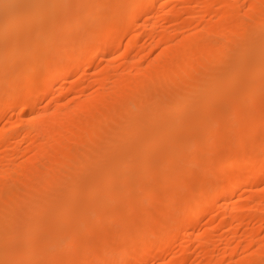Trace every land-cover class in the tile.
Segmentation results:
<instances>
[{
    "label": "bare ground",
    "instance_id": "obj_1",
    "mask_svg": "<svg viewBox=\"0 0 264 264\" xmlns=\"http://www.w3.org/2000/svg\"><path fill=\"white\" fill-rule=\"evenodd\" d=\"M155 1L156 0H0V120L1 118L3 119L5 117V110L6 112L8 111V109H6V105L9 104L14 109L19 110V112H17L20 115V119H16V121H20H18L20 124L18 125L22 126L23 129L24 127L29 126V128L27 127L29 130H26L25 137L26 139L30 140V144L28 147L25 146V150L24 148L23 150H20L19 148V152L16 153L17 155L15 153L14 154L15 156H19L16 157L18 159L20 158V154H23V157H27L25 155L27 154L26 152L28 150H30L31 153L33 152L27 158H24L22 162L17 161V163L14 164H10L11 162L9 163V160L12 161V159H9L11 157L9 154V158L4 160L0 159V264H73L71 263L72 260H70L69 258L71 257L72 259L73 255L70 256V254H73L74 251L78 255H76V260L73 261L74 264H123L117 261L118 259L116 260V258L118 257L122 260L123 254V261L129 258H139V262L141 263L148 261V259L151 256L155 255L156 252H158L159 255L166 253L168 249L172 248L174 244L177 243L175 241L179 233L182 231L178 219L179 217L175 216L173 212L174 206L176 204H174V202L177 195L176 193L174 194V192H172L173 190L171 191L170 189L174 185L171 187L168 186V189H170L171 191L170 193L168 192L169 190L167 189V187H165L166 190H158V192L162 191V194H159L157 192V188L160 187L156 188L154 180L150 181L152 177H155V175L153 176L152 173L158 174L156 175V177L159 176L162 178L157 179V177L156 181L161 180L163 184L166 181H170L171 183H173V181L170 180L172 178L170 176L171 174H175V171L173 172L170 169V166H173L174 169L177 170L181 167L177 164H181L180 160L185 158L184 160L186 162H183V160L181 161L184 163L181 165L186 164L185 167L182 166V169L184 168V171L182 169H180L182 172L178 170L184 176L182 177L179 172L177 173L179 174V177L182 178L181 180L184 179L183 183H186L187 185V182L188 184L189 182H192L191 184H194V187L198 182L197 179L200 180L201 178L200 175L196 177L194 174L195 170L196 174H199L197 173L199 171L196 168L198 165H195L194 163L198 161L196 157H198L199 155L190 152L191 154H194H192V156L196 155V157L194 158L196 161L192 159L193 157L191 156V154L190 156L187 155L192 149L191 146L193 145L191 144L192 141L190 140H193V142H195L201 139L203 141V138H200L201 133L202 137V135H206L207 133L208 136L209 132L214 131L215 129L213 130L212 127L215 128L217 126L216 124L213 125V122L219 123L223 119V116H221L222 119L220 118V120H218L219 112L222 113L223 110H227V113L224 111L227 115L223 112L226 116H230L232 114L237 116V113L242 116L237 117V120L239 118L240 122L239 120L238 122L240 123V125L242 124L243 127L241 125V129L239 126L235 128L237 130L240 129L238 131L242 133L244 132L243 130L245 128L249 129L250 122H247V120L249 118V114L251 117H253V115L251 114L252 110V112H254V110L257 109V111H260H258L259 114H262L259 115L255 110L256 112H254V114L256 113L255 115L259 116L258 118L253 117L252 119L256 118L258 119L257 122H260V124H264V35H262L264 33V29H262L264 28V0H250L249 5H247L249 9L246 13L244 12L246 14L244 16H242L243 14L241 15L239 12V2L241 1L236 0L239 1L236 2L235 0H221L223 4L222 9L224 10H220V13L219 11H217V15L214 14L216 12L213 13L215 16H218V20L216 19L217 21L215 19L211 20V17L209 18L210 20L204 18L203 16L205 14V11H203L204 14L202 16H199V19L197 17V23L195 24L194 29H191V20H193L191 18L194 16L191 15L192 17L190 18L186 16V18L188 17L189 20L183 17L181 19L182 23H185V20L183 21V19H186V23L188 25L187 26L185 24L187 26L186 30L191 29V31L193 30V33L189 32L187 35L186 33H183V37H181L179 35V32L181 31L178 30L181 29L182 26L178 29L176 25V27H173L174 30H171L172 32H169L170 29L166 28L167 30L165 31L167 32L163 33L164 30L163 32L161 31L162 34H160L157 39L155 38V43L154 41L152 44L150 42V45H148L144 49V45L138 43V41H140L138 38L139 35L132 31V29L134 30L135 28V26L133 28V24L138 21L140 17H142L141 19H144L145 16L148 17L151 16V14L153 15L154 13V15H158L159 12L157 10H159V8L157 6L160 7V5H157ZM209 1V3H207V1L206 4H204L206 6L204 7L208 10L209 7L210 10L213 8L215 2H220V0ZM163 3L164 2H162V5ZM13 5L15 6L14 8H8ZM188 5L189 4H187V6ZM49 7H53V9H56V11H52L54 12V14H51V17H48L49 14L47 11L50 10ZM46 8L49 9L46 11ZM199 9L201 10V8ZM213 9L216 11V9L218 8L215 7ZM161 10H163L162 6L160 7V11ZM184 10H186L188 14H192V11L194 9L191 10V8H188ZM43 11L46 12V15L48 14L46 17ZM156 11L158 13H156ZM171 13H169V15L165 13V15L167 16H165L164 14H159V16L166 20H171L169 21L170 23L179 20V12L178 14H172V16ZM154 18L157 20L158 16H154ZM46 19H49L50 21L44 23ZM27 20L32 21V29L28 27L30 32L32 31V34L29 33V30H27L28 28H25L31 23V21H29L30 23L27 24ZM24 21H26L27 23ZM157 21L154 20L152 23L148 22L150 25L144 22V20L143 23H146L152 29L156 30V28L160 27H157V24L159 23ZM188 21L191 22L190 26ZM23 22L27 26L22 25L21 23ZM169 22H167V24ZM138 23L136 22L137 25ZM176 24L180 26L179 23ZM19 25L22 33L25 34L24 36L20 32V29L18 27ZM61 25H64L62 27H64V29L66 30L65 31L63 29L64 32H61L63 35L60 34V31H62L60 30L62 29ZM21 26H24V28L22 27V29ZM165 26H169L170 28L171 25H164V29ZM188 27H190V29H188ZM120 28L122 29V31H120ZM24 29H26L25 31L28 33H24ZM116 29H120L119 34H121V32L124 34V31L125 33H129V35H127L131 38H128L129 40H127V47L131 51L132 48H137L138 53L141 46H143L139 52H146V54L149 56L150 52H154L153 48L155 46H159L160 50L157 49L159 50V52L156 51V53L158 54L155 55V59L152 58V61L151 59H148L152 63H146L148 66L147 68L145 66L146 69L143 68V71H136L135 69L140 67L142 62L144 61L143 59L146 58L144 57L145 54H143V56L141 57L137 56V58L129 57L134 60L136 59L135 61L133 60L132 62H130H134V65L131 64L133 65L131 70L128 69L129 71L125 72L127 70L125 66L126 70H122L125 72L122 73L124 75H122L120 72V74L113 72L109 75L107 73V70H105L106 74H108V76L106 77L103 76L106 75L105 72H103V67L102 71L99 72L101 73V79L97 75L99 77L97 80L100 79L99 82L101 84H98V87L103 86V91H96L98 89L96 87L97 89L95 88L96 90L94 89V92H91L92 90L88 92L85 89L88 85H82L83 82L75 85L74 82V85H71L69 87H60L62 91L60 88H57L60 89L59 92L61 91L59 93L60 97L63 95V93L64 95H67L66 93H69V91H76L74 92L75 94H80V99L77 98L78 95H75L78 99L75 103H71L73 102L72 100L74 99V95L73 98L71 96V102H69V100H67L68 102L66 101L67 103L74 105H68L66 104V102H62L59 97L56 99V105L52 103L53 105L52 110H50L51 112L46 111V109L48 108L47 106H49L47 102L45 111L48 112V114H34L36 113L34 111H39L40 103L43 98H52V96L54 97V94L56 93H54V91L56 90V88L53 85L55 84V82L57 84V81L59 79H66L67 76L74 70L83 68V66L89 63L91 64L96 56L95 54L106 55L110 51V46L115 43V41L116 43H118L117 40L121 39L123 36L120 37ZM259 29H261V31L263 32L258 31ZM17 30L19 32L16 34ZM142 30L141 34L143 32ZM138 31L139 30L137 29L136 32ZM149 31L151 32V30ZM258 32H260V36L258 35ZM26 34L28 35L27 37L29 39H26ZM152 34L154 35L155 33ZM178 35L181 37H178L181 40L177 39ZM1 39H3L2 41L4 42H2ZM95 39H97V41H95L96 43L94 42ZM119 44L121 45V43ZM139 44L141 45L140 47ZM118 45L117 47H119ZM112 48H114V46ZM117 49H120V47ZM142 49H144L145 51H141ZM110 53L111 51L109 52V54ZM123 54L124 53L122 52V54L120 53L119 55L122 56ZM128 54L130 53H127V55ZM134 54H136V52ZM127 55L125 54L123 55V57H126ZM125 57L123 59L126 63ZM177 57H179L180 59L178 60ZM247 57L250 59L249 61H247ZM21 59H23L24 61L21 62ZM146 60L147 59H145V62ZM32 61L33 63L35 61L33 65H31ZM26 62H30L31 64H29L31 66L25 64ZM85 62L87 63L85 64ZM130 63L128 61V64ZM121 65L122 63L120 64V66ZM109 66L111 67V65ZM114 66L116 67L118 65L116 64ZM108 72L110 71L108 70ZM251 78L252 81L256 80V83L251 82ZM107 79L109 81L115 79V83L112 84V81H110L107 82V84ZM94 80L93 83L98 82ZM155 80H159V83L169 80L170 86H168V83V85L166 86L167 88L162 86L163 88H158L159 90L154 92L155 88L150 89V87L152 85L154 86L157 83V81ZM63 82L65 83V81ZM109 83H111L112 85L110 86ZM254 83L257 85H255ZM147 84L152 85L148 87ZM165 84H167V82ZM155 86L157 87L158 85ZM85 91L90 94H88L87 97L85 96V98H83L82 96L86 93ZM95 92L96 94H94ZM5 93H7L6 96H4ZM154 94L158 96H151ZM124 95L126 96L124 97ZM159 96H164V98L169 97L167 98L169 101H167V105L163 104L166 103L165 101L167 99L164 101H160L163 103L156 105L155 101L157 102ZM63 97L64 96H62V98ZM144 97L148 98H146L147 101L149 99L151 100V97H154L155 99H152L154 102H151V100L149 103L144 104L141 100ZM161 97L160 99H158V101L161 100ZM4 98L5 100H3ZM250 100H252V103L250 104L252 107L246 105V102H250ZM63 101H65V99ZM145 101L146 100H144V102ZM199 106L201 108L197 109ZM258 106H260L261 109ZM67 107L68 109H71L66 110ZM201 109H203V111ZM207 109L209 110V114ZM196 110L199 111L197 112ZM262 110L263 112H261ZM32 111L34 113H32ZM204 111L205 114L209 117L204 115ZM30 112L32 113L31 115ZM229 112L231 114H228ZM234 112L237 113L235 114ZM82 113H85L86 116L83 117ZM98 113H100V118ZM171 113H173V115H171ZM234 115H232V117ZM236 116H234L235 119ZM206 118H208V121ZM227 118L230 119V117ZM6 120L9 119L7 118ZM224 122L226 123V125L230 126V122ZM234 123L235 125H239L235 121ZM244 124L248 125V127H244L246 126ZM70 125H72L71 129L68 128ZM205 125H207V128L209 127L208 130ZM220 126L221 125L218 124V128L216 129H219ZM223 126L224 125H222V127ZM231 126L233 127L234 124H231ZM258 126L259 123L254 126V128H257V131L255 130L256 132L252 130L253 126H251V131L249 130L248 132L245 129V132L243 133L246 135H244V141L243 143L241 142V144L244 145V148L249 147V149H247L248 152L244 154V149L240 151V149L242 148L241 147L240 149H237V151H235L236 155L234 158L236 160H234V162L233 157V159L227 158L229 159L230 163H232L233 168H231V165L229 166L226 159L224 160V162L221 159L222 164L225 163L229 166V168H231L228 169L229 171L225 174V177L229 179L230 184L234 185V187L231 188L227 193L229 200L233 199L237 188L241 185L239 182L241 173L239 174L238 172H236L238 166H242L244 170L243 172L246 173V183H250L256 177L264 178V154L261 155L262 157L260 158L257 157V152L260 151L261 153L262 148L264 147V143L260 142V144L258 141H260L261 136L259 138L256 136L257 134L259 135L261 133L257 132L264 129V127L262 129H259ZM222 127L220 128L221 130H223V135L221 136H225V133L226 136L224 138L220 137V140H225L226 138L229 141L230 136L227 135V132L230 134L229 131L234 128L231 127V129H229L230 127L228 128L224 126L225 128H228L225 129L227 130V132L224 133L225 130L222 129ZM12 130H10V132ZM205 130L208 132H205ZM221 130L217 131L220 133H215L214 135H212L213 138L211 137V133L213 132L209 133L210 137L206 139L212 138L216 141L217 138L219 142L220 140L218 136H220ZM235 131L233 130V132H231L232 136L230 140H234L236 138V136H234ZM183 133H190L191 136L188 134V138L184 137ZM5 134L7 135V133ZM5 134L4 136L6 137ZM178 134H182L184 138L183 140H185L186 138L187 140H185V142L182 140V142V136L180 135V141L178 140V142H180L181 144L178 142H172V146H170L169 143L171 141L168 142V140H170L172 136H178ZM192 136L195 139H189ZM198 136L200 139H198ZM178 137L176 139H178ZM254 138H258V145L263 144V147L257 146L255 143V145L253 144V146L255 147L252 148L253 146H251L250 143H254L253 141H256V139L254 140ZM201 140L200 142H202ZM223 142L224 141H220L219 144L221 145V143ZM226 142L227 141H225L224 144H226ZM211 143L208 142L207 146L211 147ZM229 143L230 142H228V144ZM173 144L177 146L180 144V149H176L179 151L176 152L175 148L177 146H174ZM206 144L207 142L205 143V145ZM217 144L218 143H216L215 145V143H213V147L215 148ZM248 144H250V146ZM189 145L190 147L187 148ZM220 145H218V147ZM164 146H167V149L162 148ZM17 147H15V149ZM259 147L261 149L257 150L259 149ZM159 148H161L160 152L162 149L163 151L165 150V152L168 149L169 150L166 154H164L165 152L162 151L163 156H160L159 154L158 156L157 153L159 152L157 151L159 150ZM184 148L185 150H187V154H185ZM10 149L14 148L10 145ZM181 150H183V152H181ZM179 157L182 158H180V160L178 161L177 158L179 159ZM158 160L162 161H160L161 165L159 164ZM177 161L178 163H175ZM221 161L219 163H221ZM192 162L195 165V167L191 168L193 169V171L189 168L190 166L192 167ZM163 164L164 168L169 166L167 170L172 173H169L167 171L166 174V169L162 168ZM174 165H177V169ZM173 167L171 168L173 169ZM256 168L258 169L257 175L253 174ZM189 169L191 173L188 172ZM201 171L202 170H200V172ZM185 173H188L189 177H191L192 179L195 178L196 180H187L185 178V176H187ZM148 174H150L151 176L150 179H148ZM192 174H194V176H190ZM143 175L144 177L147 175V179L149 181L146 182L145 179L147 176L145 177V179H143ZM175 176L177 177L178 175ZM176 177H174V179ZM207 180L209 181L208 178ZM204 182L203 184L208 185L212 182V180L211 182L209 181V183ZM171 183L168 184L170 185ZM201 184L202 183L199 184L198 182V185H196L197 187L195 186L191 201L190 203L188 202L190 205V212L186 215L188 216L189 223L191 225H193L201 212L205 210V208H202L203 210L201 209L204 195H206L211 189H213L215 190V199L216 190H220L222 188L219 182H212V185L205 186L208 187L206 188L207 190L205 189L204 185L201 186ZM57 186H59L60 188ZM158 186L160 185L158 184ZM140 187L144 189V195L146 197L155 199L156 208H150L149 206H146L148 204H144L146 209H139L143 203H140L141 200H139L140 198L138 197L137 199L140 201V206L139 204H135L137 202V199L134 203L133 199H135L136 197H133L136 195V190L138 188L140 189ZM184 187L186 186L184 185ZM201 187L202 189H204V191L201 189ZM161 188H164V186ZM163 190L166 191V194L168 192V195H165ZM182 191L186 192L184 190ZM176 192H179L178 189H176ZM77 193L79 195H82L77 196ZM162 195L168 196V198L165 199L162 197ZM181 195H184V193ZM181 195L179 197H181ZM142 196L143 195L141 194V197ZM163 200H167L168 203L167 205H165L166 208L164 206L165 209L162 211L163 208L161 209L160 206L162 203L164 205ZM247 200L245 199L246 202ZM234 201L236 202L238 200H233L231 204H228L229 211L233 212L235 211V209L240 207H238L239 204L237 205L238 202L235 203ZM109 204L112 208L109 209L111 210V213L110 215H108L110 217L113 216L115 220L123 219L122 222L124 224V228L121 229V231H123L122 233L120 230H115L117 231L116 233L111 232L112 234H114L112 235L113 237H111L110 233L108 232L111 228L115 229V227H107V229H109L107 230V232L106 230H101L102 228L99 229L100 225L98 227L96 226L98 225L96 223H99L102 218L103 222L104 219H110V217L104 218L106 217L107 213L106 215L104 214V217H102L105 211L101 213L103 211L104 205L109 206ZM186 206H188V204ZM250 207L251 206L247 207V210H250ZM99 208L100 211H98ZM147 208H150L151 210ZM178 210L179 209H177V211ZM180 211L183 212L182 210ZM97 212H99L100 214ZM247 212L248 211H246V213ZM47 213H49V215ZM95 213L98 216H95L98 220L94 222L96 225L93 223V220H95L94 217H91V215L93 216V214L95 215ZM182 214L181 216H183ZM258 214L259 213H257V216ZM42 215H45L46 217L48 215V217H41ZM87 215L90 216L89 219ZM100 215L102 218L100 217ZM85 219L87 222L85 221ZM90 219L93 220L91 221ZM239 219L236 218L235 221L239 222ZM243 219L244 221L246 220L245 218ZM112 220L113 219H111V221ZM261 220H264V216ZM89 221L94 225L91 226ZM112 222H110L108 225H110ZM240 223L242 224L241 221ZM240 223L237 224L239 225ZM101 225H103V223ZM113 225L115 224L113 223ZM48 226L51 227V229ZM15 228H17L16 231ZM48 228L50 232L47 231ZM118 228H120V224L117 229ZM12 229H14V231H12ZM43 229H45L47 232L43 231ZM253 230L255 229H252L253 234H258V231L255 230L256 232L254 233ZM252 232H248V235H250L251 237L250 239V237L248 236L249 238L247 239H250L248 244L246 245L248 247V250L250 249V246H252V244H254L255 242L258 243V240L256 239L263 238L257 237L255 238L256 241L253 240L252 237L254 236ZM42 233H44L45 236ZM103 233H105L104 236ZM90 234L91 236L89 237ZM108 234L110 235V237H108ZM116 234L118 236H116ZM39 235L43 236L39 237ZM94 236L96 241L93 240ZM103 237L104 244L101 246L102 241L100 243L98 242V240L102 239ZM208 237L209 235L206 236L207 239L211 238ZM11 240L12 242H16L14 243V246L19 243H21V245L23 246L18 248V250L14 249L16 248V246H13L14 248L10 247L11 245L7 246V242H11ZM238 241L239 240L237 239L236 242ZM97 242L100 243V245L97 244ZM164 245H166L167 247H164ZM19 246L20 245H17V247ZM12 248L14 250H12ZM40 248L43 250H41ZM235 248L237 247L235 246ZM238 248L236 249V252L238 251ZM224 250H226V248ZM243 250L240 252H243ZM251 250L253 249H250V252H245L247 253L246 255L244 254L246 257L239 258L240 263L232 262L231 264H264V258H258V256H264V241L261 240V242H259V247L257 248V250H254L252 252ZM42 251L45 253L43 254ZM207 251H209V249L206 250L205 253ZM118 252L121 254L122 252L124 253L122 254V256L118 255V257H116V254H118ZM222 253L225 254L226 252ZM238 253H236V255ZM183 255L184 254H181L180 256ZM212 255H209L211 256L209 257V259L212 258ZM74 256L73 259H75ZM180 256H178V260L180 259ZM183 257H181V261H183ZM220 257L216 260L217 262H222V260L225 259L224 257H222L223 259ZM215 258L217 257L215 256ZM206 260H208V258ZM172 261H170L171 264L173 263ZM216 261L213 260L211 263H208L216 264ZM221 264H223V262Z\"/></svg>",
    "mask_w": 264,
    "mask_h": 264
},
{
    "label": "rangeland",
    "instance_id": "obj_2",
    "mask_svg": "<svg viewBox=\"0 0 264 264\" xmlns=\"http://www.w3.org/2000/svg\"><path fill=\"white\" fill-rule=\"evenodd\" d=\"M190 1V2H189ZM204 3H203V2ZM208 1V2H207ZM173 0V1H168V0H156L155 2L157 3V5H160V7L162 6L163 7V10H161L160 11V7L159 6H157L158 8H159V10H157L156 11V13H158V15L156 14V15H154L155 17H157L158 16V18H157V20L154 18V16L151 14V16H148V17H146V19H145V17H144V19H141L142 17H140L139 19H138V21H139V23H138V21H136L137 23H138V25L136 24V22L133 24V28H134V26H135V28H134V30L132 29V31L133 32H135V33H137L138 35H139V40L140 41H138V43H140V44H143L144 45V47L143 46H141L140 44H139V47L141 46V48L143 47L144 49H145V47H147L148 45H150L149 43L151 42V44L153 43V41H154V43H155V40L160 36V34H162V32H163V30H164V32L163 33H165V32H167V31H165V30H167L166 28H168V29H170V31L169 32H172L171 30L173 29V27H176V25H177V27H178V29L181 27V29H177L178 31H181V32H179L178 34L181 36V37H183V33H186V35L189 33V32H192L193 33V30L191 31V29H194V26H195V24L197 23L196 22V20H197V17H198V19H199V16H202L203 14H204V12L203 11H205V14H204V18H206L207 20L210 18L211 20L212 19H217L218 18V16H215V15H217V11H219V13H220V10L221 11H223L224 9H222V2H221V0H220V2L219 1H217V2H215L214 3V6L216 7V8H218V9H216V11L213 9V8H215L213 5V10L211 9L210 10V7H209V10L208 9H206L205 7V5L204 4H206V2L207 3H209L210 1L209 0ZM236 1V0H235ZM239 1H241V2H239ZM239 1H236V2H239V4H240V10H239V12H240V14L242 15V16H244V15H246L245 13L248 11V9H249V7L247 6V5H249V1L250 0H239ZM162 2H164L163 3V5H162ZM166 2V3H165ZM192 2V3H191ZM164 4H165V6H164ZM187 4H189L188 6H187ZM217 4V5H216ZM220 4V5H219ZM245 4V5H244ZM167 5V6H166ZM194 5V6H193ZM202 5V6H201ZM185 6V7H184ZM198 6H201V7H198ZM205 6V7H204ZM208 6V5H207ZM244 8H243V7ZM15 6L13 5V6H10V7H8L9 9H12V8H14ZM182 7H184V8H182ZM50 8V7H49ZM48 8V9H49ZM157 8V9H158ZM165 8V9H164ZM180 8V9H179ZM188 8H191V10L192 9H194L193 11H192V14L190 13V14H188V12L186 11V10H184V9H188ZM199 8H201V10L199 9ZM47 8H46V11L48 10ZM171 9V10H170ZM173 9H175V10H173ZM181 9H182V11H181ZM198 9V10H197ZM245 9V10H244ZM45 10V9H44ZM56 11V9H53V7H51L50 8V10H48L47 12H48V17L50 16L51 17V14H54V12H52V11ZM167 10H168V12L169 13H171V16H172V14H178V12H179V20H177V21H173V22H169V21H171V20H166V19H164V18H162V17H160L159 16V14H164L165 15V13L166 14H168L169 15V13L167 12ZM178 10V11H177ZM186 11V12H185ZM241 11H242V13H241ZM44 12V11H43ZM52 12V13H51ZM174 12V13H173ZM181 12V13H180ZM186 13V15H185V13ZM214 12H216V13H214ZM245 12V13H244ZM46 12H44V15H45V17L47 16L46 14H45ZM197 13V14H196ZM210 15H209V14ZM215 15H214V14ZM221 13H223V12H221ZM201 14V15H200ZM207 14V15H206ZM212 14V15H211ZM181 15V16H180ZM194 16V17H192V16ZM198 15V16H197ZM209 15V16H208ZM223 15H225V14H223ZM165 16H167V15H165ZM186 16H188L189 18L190 17H192L191 19H193V20H191L192 21V23L190 22V21H188V23H189V26H190V23H191V29H190V27H188V29H190V30H186L187 29V21H186V19H188V17L186 18ZM206 16V17H205ZM214 16V17H213ZM160 17V18H159ZM183 17H185L186 19H183V21L185 20V23H182V21H181V19L183 18ZM148 18V19H147ZM167 18V17H166ZM164 19V20H163ZM169 19V18H168ZM209 19V20H210ZM142 20V21H141ZM143 20H144V22H146V23H148V22H150V23H152L154 20L155 21H157V22H159L158 24H157V27L158 26H160V27H158V28H156V30L155 29H152L150 26H148V25H150L149 23H148V25L146 24V26H145V24L143 23ZM146 20V21H145ZM149 20V21H148ZM162 20V21H161ZM189 20V19H188ZM194 20H195V22H194ZM218 20V19H217ZM216 20V21H217ZM29 21H31V20H29ZM28 20H27V22L26 21H24V22H26L27 24H29L30 22H29ZM49 22L50 20L49 19H46L45 21H44V23L45 22ZM161 21V22H160ZM165 21V22H164ZM180 21V22H179ZM24 22L23 23H21L22 25H26V24H24ZM167 22H169L168 24H167ZM164 23H166V24H164ZM174 23V24H173ZM176 23H179L180 24V26L178 25V24H176ZM182 23V24H181ZM20 24V25H21ZM46 24H48V23H46ZM138 26H136V25ZM160 24V25H159ZM187 26H186V25ZM192 24H194V25H192ZM20 25L18 26L19 27V29H20ZM32 25V21H31V23H30V25L29 26H27V27H25L26 29L29 27L30 29H32L31 27H33V26H31ZM45 25V24H44ZM163 25V26H162ZM164 25H171L170 26V28H169V26H165V29H164ZM62 26H64V25H61V27ZM140 26H141V30L145 33V32H147V33H143L142 32V34H141V30H140ZM24 28V26H21V28ZM147 27H148V29H147ZM172 27V28H171ZM184 27V28H183ZM186 27V28H185ZM193 27V28H192ZM22 28V29H23ZM29 28L27 29V30H29ZM146 28V29H145ZM18 29V30H19ZM26 29H24L23 30V32L25 33L26 31ZM63 29H64V27H62V29H60V30H62V31H60V34H62L61 32H64L63 31ZM121 29V28H120ZM120 29H116L117 30V33L119 34L120 33V31H122V29L120 30ZM137 29L139 30L138 32H136L137 31ZM160 29H162V30H160ZM176 29V28H175ZM262 29H264V28H262ZM17 30V32H16V34L19 32ZM65 30V29H64ZM120 30V31H119ZM149 30H151V32L149 31ZM174 30V29H173ZM185 30H186V32H185ZM66 31V30H65ZM119 31V32H118ZM124 31V30H123ZM153 31V32H152ZM162 31V32H161ZM258 31H260V32H263V31H261V29H259ZM20 32L22 33V31H21V29H20ZM32 32V31H31ZM30 32V30H29V33H31ZM67 32H68V29H67ZM66 32V33H67ZM140 32V33H139ZM158 32V33H157ZM159 32H161V33H159ZM260 32H258L259 34V36H260ZM26 33H28V32H26ZM65 33V34H66ZM152 33H155L154 35L152 34ZM23 34V33H22ZM21 34V35H22ZM32 34V33H31ZM64 34V35H65ZM122 34V35H121ZM121 34H119V36L120 37H122L121 39H119V40H117L118 41V43H116V41H115V43H113L110 47L112 48L113 46H114V48H110V51H111V53L109 54V52L106 54V55H100V54H95L96 56H95V58H94V60L91 62V64L89 63V64H87V65H85L87 62H85V66H83V68H80V69H77V70H74L71 74H69L68 76H67V78H68V80H67V78L66 79H64V80H56L58 83V85L56 84V82H55V84L53 85L55 88H56V90L54 91V97L52 96V98H48V97H46V98H43L42 100H43V102H42V100H41V103H40V108H39V111L37 112V111H34V112H36V113H34L33 111H32V113H34V114H38V113H40V114H43V115H46V113L48 114V112H51L50 110H52V105L54 104V105H56L57 103H56V99L57 98H59L60 97V92L62 91V89L60 88V87H62L63 88V86H66V87H69V86H71V85H74V82H75V85H77L78 83H80V82H83V84L82 85H84V86H86V85H88L85 89L89 92V91H91V92H94L97 88V90L96 91H103L104 89H102L103 88V86H99L98 87V84H100V79H101V73H99V72H101L102 71V68L104 67V71L103 72H105V70H107V73L110 75V73H118V74H122L126 69V71L125 72H127V71H129V70H131L132 69V66L134 65L133 63H130V62H132L134 59H131V58H129V57H132V58H134V57H136L137 58V56L138 57H141V56H143V54H145V56L144 57H146V58H144L143 60V62H142V64H141V66L140 67H138V68H136L135 70L137 71V70H139V71H143L144 69H146L147 68V64L149 63V62H151L152 61V58L153 59H155L154 57H156L155 55L156 54H158V53H156V51L157 52H159V50H160V47L159 46H155L154 48H153V53H151L150 52V54H149V56L150 55H152V56H148L147 54H146V52H144V53H142V52H139L140 51V49H139V51H138V53H137V48H132V51L130 50V49H128V47H127V40H129L128 38H131V37H128V35H129V33H125V31H124V34L121 32ZM128 34V35H127ZM134 34V33H133ZM132 34V35H133ZM136 34V35H137ZM141 34V35H140ZM153 36H152V35ZM262 34V33H261ZM19 35V34H18ZM20 35V36H21ZM25 34H23V36H24ZM30 35V34H29ZM63 35V34H62ZM131 35V34H130ZM145 35V36H144ZM158 35V36H157ZM177 36V39L178 40H181L180 38V36ZM262 35H264V33L262 34ZM28 35L26 34V37H27ZM127 36V37H126ZM155 36V37H154ZM185 36V35H184ZM140 37H141V39H140ZM153 39H152V38ZM178 37H180V38H178ZM23 38V37H22ZM156 38V39H155ZM24 39H25V37H24ZM26 39H29L28 37L26 38ZM3 39H1V41H2ZM5 40V39H4ZM95 41H97V39H95L94 40V42ZM176 41V40H175ZM2 42H4V41H2ZM129 42V41H128ZM96 43V42H95ZM119 43H121V45L119 44ZM119 44V45H118ZM147 44V45H146ZM117 45L120 47V49H117V48H119V47H117ZM126 46V47H125ZM117 47V48H116ZM123 48V49H122ZM127 50H126V49ZM116 49V50H115ZM124 49H125V51H124ZM144 49H142L141 51H143ZM157 49H159V50H157ZM118 50V51H117ZM120 50V51H119ZM121 50H122V52L124 53L123 55H127V53H130V54H128L125 58H126V63H125V60L123 59L124 57H123V55L122 56H120L119 54L121 53L122 54V52H121ZM130 50V51H129ZM136 50V51H135ZM127 51V52H126ZM145 51V50H144ZM136 52V54H134ZM118 53V54H117ZM142 55H141V54ZM137 54H140V55H137ZM134 55V56H133ZM136 55V56H135ZM115 57V58H114ZM121 57H123V58H121ZM251 57V56H250ZM119 58H121V59H119ZM129 58V59H128ZM178 58V60L180 59L179 57H177ZM19 59V58H18ZM115 59H116V61H115ZM118 59V60H117ZM128 59V60H127ZM145 59H147L146 60V62H145ZM148 59H151V61L150 60H148ZM246 59H248L247 61H249L250 59L247 57ZM88 60V59H87ZM86 60V61H87ZM120 60H122V61H120ZM136 60V59H135ZM134 60V61H135ZM21 62H23L24 60L23 59H21L20 60ZM128 61H129V63L130 64H128ZM113 62V63H112ZM119 62V63H118ZM30 62H26L25 64H27V65H29V66H31V65H33L34 63H35V61H34V63H33V61L29 64ZM122 63V65L120 66V64ZM125 63V64H124ZM147 63V64H146ZM152 63V62H151ZM111 65V67L109 66V65ZM118 65V66H114V65ZM124 64V65H123ZM131 64H133V65H131ZM150 65V64H149ZM152 65V64H151ZM113 66V67H112ZM124 66V67H123ZM125 66H126V69H125ZM145 66H146V68H145ZM109 67V68H108ZM128 67V68H127ZM108 68V69H107ZM115 68L116 69V71H115V69H114V71H113V69ZM121 68V69H120ZM144 68V69H143ZM156 68V67H155ZM154 68V69H155ZM129 69V70H128ZM108 70L110 71V72H108ZM120 70V71H119ZM122 70H124V71H122ZM112 71V72H111ZM217 71V70H216ZM120 72V73H119ZM124 72V73H125ZM211 72H214V71H211ZM96 73H98V74H96ZM102 74H104V73H102ZM105 74H106V72H105ZM108 74H106V75H103V76H108ZM100 77V79L99 80H97L99 77ZM122 75H124V74H122ZM96 76H97V78H96ZM118 76H120V75H118ZM96 78V79H95ZM104 78V77H103ZM95 79V80H94ZM156 79V78H155ZM254 79H256V78H254ZM93 80L94 81H98V82H94L93 83ZM115 80V79H114ZM114 80H110V81H112L111 83L112 84H114L115 83V81ZM190 80H191V78H190ZM248 80V79H247ZM251 80V82H255V81H252V78L250 79ZM60 81V82H59ZM62 81V82H61ZM63 81H65V83L63 82ZM93 83H91V82ZM108 79H107V81H106V83L107 82H110ZM155 81H157V80H155ZM169 80H166V81H163L161 84L159 83V80L157 81V83L155 84V85H158L157 87L154 85H152V84H154V83H152V84H147L148 85V87H150L151 85L153 86V88H152V86L150 87V89H154V92L155 91H158L160 88H163L162 86H164V87H166L167 85H168V83H169V85L168 86H170V81L168 82ZM67 82V83H66ZM167 82V84H165V83ZM71 83H73V84H71ZM111 83H109V85L111 86L112 84ZM239 83V82H238ZM238 83H236V84H238ZM256 83V82H255ZM254 83V84H255ZM70 84V85H69ZM108 84V83H107ZM242 84V83H241ZM101 85V84H100ZM108 85V86H109ZM160 85V86H159ZM255 85H257V84H255ZM255 85H253V86H255ZM238 86V85H237ZM239 86H240V84H239ZM97 87V88H96ZM57 88H60L61 89V91L59 92V90L60 89H57ZM96 88V89H95ZM100 88H101V90H100ZM159 88V89H158ZM167 88V87H166ZM257 88V87H256ZM89 89V90H88ZM95 89V90H94ZM157 89V90H156ZM87 91H85L84 93L85 94H83V98H85V96L87 97V95L88 94H90V93H87ZM151 91V90H150ZM153 91V90H152ZM73 92V91H72ZM71 91H69V93L67 92L66 94L68 95H64V93H63V95L62 96H64L63 98H62V96L60 97V100L62 101V102H66L67 100H69V102H71L70 101V99L72 100V98H73V95H74V99L72 100L73 102H71V103H75L78 99L77 98H81V96H80V94H75L74 92H76V91H74L73 93H72ZM264 92V91H263ZM72 93V94H71ZM62 94V93H61ZM91 94H93V93H91ZM94 94H96V92L94 93ZM7 95V93H5V95L4 96H6ZM75 95H78L77 96V98H76V96ZM127 95V94H126ZM126 95H124V97L126 96ZM3 96V97H4ZM71 96H72V98H71ZM151 96H154V97H156V96H158V95H151ZM8 97V96H7ZM66 97V98H65ZM148 97V96H147ZM146 97V98H147ZM149 97H150V95H149ZM154 97H151V100L154 98ZM160 97L161 96H159V98L158 99H160ZM6 98V97H5ZM5 98L3 99V100H5ZM69 98V99H68ZM79 98V99H80ZM145 97L144 98H142L141 100H142V102L144 103V104H147V103H149L151 100L149 99L148 101H147V99H146ZM163 98V99H162ZM167 98H169V97H166V98H164V96H162L161 97V100H159L158 101V99H157V102L155 101V103H156V105L157 104H160V103H163V102H160V101H164V100H166ZM47 99V100H46ZM51 99V100H50ZM65 99V101H63ZM146 100L145 102H144V100ZM155 99V98H154ZM48 100H50V101H48ZM52 101V102H51ZM53 101H55V102H53ZM168 101V99L165 101L166 103H163L164 105L166 104L167 105V103L169 102H167ZM47 102H48V105L49 106H47L48 108L46 109V104H47ZM68 102V101H67ZM66 102V104H68V105H74V104H70V103H67ZM151 102H154L153 100L151 101ZM53 103V104H52ZM247 103H249V104H247ZM252 103V100H250V102H246V105H248L249 107H252L250 104ZM51 104V105H50ZM261 104V103H260ZM253 105V104H252ZM43 106V107H42ZM159 106V105H158ZM11 107V108H10ZM53 107H55V106H53ZM68 107H71V106H68ZM68 107L66 108V110H70V109H68ZM160 107V106H159ZM259 108H260V106H258ZM13 107L12 106H10L9 104L8 105H6V109H8V111L6 112V110H5V117H6V119L8 118L9 120H6L5 119V117L2 119L1 118V120H0V159H2V160H4V159H7V158H9L10 156L12 157H10L9 159H12V161L11 160H9V163L10 164H14V163H17V161L18 162H22V160H24V158H27L30 154H32L31 152H30V150H28L26 153V155L25 156H27V157H23V154L21 155L20 153H18V154H20V158H16V157H19V156H15V154L17 153V152H19L18 150H19V148H20V150H23V148H24V150H25V148L26 147H28L29 146V142H30V140H28V139H26V137H25V133H26V130H29L28 128H29V126H27V127H24V129L22 128V126H19L20 124H19V122L18 121H16V119H20V115H19V110H17V109H12ZM199 108H201L200 106L197 108V109H199ZM42 111H41V110ZM45 109H46V111H48V112H46L45 111ZM261 109V108H260ZM202 111H203V109H201ZM208 110V109H207ZM223 110V109H222ZM232 110V109H231ZM251 110V109H250ZM256 111H257V109H255ZM254 110V112H256ZM263 110H264V108H263ZM263 110L261 111V112H263ZM14 111H16V112H14ZM18 111V112H17ZM197 111V110H196ZM199 111V110H198ZM197 111V112H198ZM206 111V110H205ZM205 111H204V115H206L205 114ZM220 111V110H219ZM226 112L227 113V110H223V112ZM229 111V110H228ZM233 111H235V110H233ZM253 111V110H252ZM251 111V114L253 115V117H256V118H258V116L259 115H262L261 113L259 114V112L257 111L256 113H258L259 115H255L254 114V112H252ZM201 112V111H200ZM199 112V113H200ZM216 112V111H215ZM222 112V111H221ZM218 113V111H217V113L219 114V118H218V120H220V118H221V116H223V119L219 122V123H214L213 122V125H215L216 124V126L217 127H215V128H213L212 127V129L214 130V131H211V132H213V133H211V132H209V133H211V137L213 138V136L212 135H214L215 133H220V132H217L218 130H221L220 128L222 127V125H224V126H226V127H228L229 125H226V123L224 122V121H226V122H228L229 120V122H230V126H231V124H234V126L232 127V128H234V129H232V130H230L229 132H230V134L227 132V130H225V129H228V128H225L224 126L222 127V129H224L225 131H224V133L225 132H227V135H229L230 137H229V141H228V139H226L225 138V140H220V137L222 138H224L225 136H226V133H225V136H221V135H223V130H221V134H220V136H218L219 137V140L220 141H227L226 142V144H224V142L223 143H221V145L219 144V142H218V139L216 138V137H214V138H216V141H215V139H212V138H209V139H206V138H208V137H210V134L208 133V136H207V133H206V135H202V137H201V134H200V138H203V141L199 138V136H198V139H200L202 142H200V140H197V141H195V142H193V140H190V141H192L191 142V144H193L192 146H191V150L189 151V149H188V151H189V153L187 152V150H185V148H184V152H185V154H187V155H189L190 156V152H193L194 154L196 153V155H199L198 157L200 158H198V157H196V155L195 156H192V154H191V156L193 157L192 159L194 160V161H196L194 158L196 157L197 158V160L198 161H196V162H194L195 163V165L197 164L198 166L196 167L197 169H198V171L199 172H197V173H199V174H196V170L194 171L195 173V176L197 177V176H199L200 175V180H198L197 179V181L199 182V184L200 183H202L201 184V186L202 185H204V187L205 186H208V185H212L211 183L212 182H219L220 184H221V186H222V188L220 189V190H216V198L214 199V194H215V190H213V189H211L206 195H204V197H203V204L201 205V209L202 208H205V210L204 211H202L201 212V214L198 216V218L196 219V221L193 223V225H191L190 223H189V218H188V216L186 215V214H188L189 212H190V205H189V203H190V201H191V198H192V196H193V190H195V186L196 185H198V182L196 183V185L193 187V185L194 184H191L190 182H189V184H188V182H187V185H186V183H183L184 182V179L183 180H181L182 178L181 177H179V174L180 175H182L181 174V170L180 169H182V166L183 167H185V165H181V164H184L183 162H186L184 159H182L183 160V162H181L182 160H180V158H182V157H179V159L177 158V160L179 161L180 160V163L181 164H177L178 166H181L180 168H178L177 169V165H174L175 166V168L177 169V170H175L174 169V167L173 166H170V169L174 172L175 171V174H171V176L170 177H172L170 180L171 181H173V183H174V181H175V183L173 184V183H171L170 181L169 182H164V184H163V182H161V180H158V181H156V178L157 179H162L161 177H159V176H157L156 177V175H158V174H155V173H152V175L154 176L155 175V177L153 178H151V176H150V174H148V176H149V178H148V176L146 177V179H145V177H144V175L142 176V178L143 179H145L146 180V182L147 181H149L148 179H150V181L151 180H154V183H155V186H156V188L157 187H160V188H157V192H158V190H162V189H165L166 190V188L165 187H167V189H168V186H173L172 188H170L171 189V191L172 192H174V194L176 193V198H178L181 194H183L184 193V195H181V197H179L178 199H176L175 198V202H174V204H175V206H174V215L175 216H177V217H179L178 219H179V223H180V225H181V232L179 233V235H178V237H177V239H176V241L175 242H177V243H175L174 244V246L172 247V248H170V249H168L167 251H166V253H163V254H160L159 255V253L158 252H156L155 253V255H153V256H151L149 259H148V261H146V262H139V258H135V259H133V258H129V259H126V260H124L123 261V259H124V252H122V254H123V259L121 260V259H119V257H118V255L119 256H122V254L121 253H119L118 252V254H116V257H118V258H116V260L117 261H119L120 263H123V264H167L168 263V261L170 260V261H172L173 263L172 264H209V263H211L213 260L214 261H216L220 256V258H222V257H224L225 259H223L222 260V262H223V264H231L232 262L233 263H240V259L239 258H241V257H246L245 255L247 254V253H245V252H250V249H253V250H251V252L252 251H254V250H257V248L259 247V242H261V240H263L264 241V224H263V221L264 220H261L262 219V217L264 216V199H261V198H264L263 196H264V178H259V177H256V178H254L253 179V181H251L250 183H246L245 182V177H246V173H244L243 171V168H242V166H238V168L236 169V172H238L240 175H241V177H240V179H239V182H240V186L237 188V190H236V192H235V194H234V197H233V199H231V200H229L228 199V196H227V193H228V191L231 189V188H233L234 187V185H232V184H230V181H229V179L228 178H226L225 177V174L229 171L228 169H231V168H233L232 167V163H230V161H229V159H227V158H234L235 157V151H237V149H240L241 147V149H240V151H242V149H244L243 151H244V154H246L247 152H248V150L247 149H249V147L248 148H244L243 146V144H241V142L243 143V141H244V135H246V134H243L244 132H245V129H246V131H248L249 132V130L251 131V126H253L252 128V130H256L257 131V128H254V126H256V124L257 123H259V126H258V128L259 129H262L263 127H264V124H260V122H257V120L258 119H256V118H254V119H252L253 117H251L250 116V114H249V118H248V120H247V122H250V125H249V129H247V128H245L243 131V133L242 132H239L238 130H240L242 127H243V125H242V127H240L241 125H240V120H239V118H238V120H239V122H238V120H237V117H242V116H240L237 112H234L235 114L237 113V116L236 115H234V114H232V115H234V116H236V119H235V117L233 116L232 117V115H230V116H226L224 113ZM8 113V114H7ZM31 112H30V115L32 114ZM210 113H212V112H210ZM216 113V114H217ZM264 113V112H263ZM33 114V115H34ZM85 113H82V116L84 117V116H86V114L84 115ZM208 114H209V110H208ZM221 114V115H220ZM224 114V115H223ZM228 114H231L230 112L228 113ZM98 115H99V118L101 117L100 116V113H98ZM171 115H173V113H171ZM203 115V114H202ZM203 115V116H204ZM206 116H208V115H206ZM216 116V115H215ZM17 117V118H16ZM174 117V116H173ZM205 117V116H204ZM209 117V116H208ZM218 117V116H217ZM227 117H230V119L229 118H227ZM250 117H251V119H250ZM207 119V121H208V118H206ZM255 119H256V121H255ZM5 120V121H4ZM13 120H15V121H13ZM251 120V121H250ZM216 121V120H215ZM234 121L237 123V124H239V125H235V123H234ZM255 121V122H254ZM228 122V123H229ZM246 122V121H245ZM211 123H212V121H211ZM16 124V125H15ZM19 124V125H18ZM206 124H209V123H206ZM218 124L219 125H221L220 126V128L219 129H216V128H218ZM14 125V126H13ZM244 125H246V124H244ZM248 125H246V126H244V127H248ZM16 126V127H15ZM72 125H70L68 128H72L71 127ZM207 125H205V127H206ZM210 126H211V124H210ZM240 127V129H235L236 127ZM261 126V127H260ZM14 127V128H13ZM18 127V128H17ZM231 127L229 128V129H231ZM8 128V129H7ZM13 130H12V129ZM27 128V129H26ZM207 128V127H206ZM209 128V127H208ZM208 128H207V130H208ZM5 129V130H4ZM20 129H21V131H20ZM2 130H3V132H2ZM10 130H12L11 132H10ZM17 130V131H16ZM211 130V129H210ZM233 130L235 131V133H234V136H236V138L234 139V140H230V138H231V136H232V133L231 132H233ZM6 131V132H5ZM16 131V132H15ZM202 131V130H201ZM255 131V132H256ZM259 131V130H258ZM262 131H263V134H262ZM18 132V133H17ZM21 132V133H20ZM184 132H186V131H184ZM205 132H208V131H206L205 130ZM239 132V133H238ZM253 132V131H252ZM254 132V133H255ZM261 132V133H260ZM5 133H7V135H6V137L4 136V134ZM200 133V132H199ZM204 133V132H203ZM238 133V134H237ZM241 133H242V136H241ZM257 133H260L259 135L257 134ZM256 134V136L259 138L260 136V141H258L259 143L260 142H262V143H264V129H262V130H260L259 132H257ZM9 134H10V136H9ZM184 134V137H187L188 138V134L190 135V133H183ZM185 134H186V136H185ZM205 134V133H204ZM262 134V135H261ZM13 135V136H12ZM15 135H17V136H15ZM22 135V136H21ZM175 135V134H174ZM181 136H182V134H180ZM180 135L178 134V136H172V138L170 139V140H168V142L169 141H171L169 144H170V146H172L171 144H172V142L173 143H177L178 142V140L180 141ZM197 135H199V134H197ZM216 135H218V134H216ZM21 136V137H20ZM191 136V135H190ZM189 136V137H190ZM14 137V138H13ZM15 137H17V138H15ZM25 137V138H24ZM143 137V136H142ZM178 137V139H176ZM197 137V136H196ZM232 137V138H233ZM21 138H23V139H21ZM187 138L185 139V140H187ZM195 139L193 136L191 137V138H189V139ZM205 138V139H204ZM256 139V138H254V140L256 139V141H253L254 143H250L251 144V146H253V144L255 145V143H256V145L257 146H262V145H258V143H257V140H259V139ZM7 140V141H5V140ZM10 139V140H9ZM184 138H183V136L181 137V141L183 140ZM189 139H188V141H189ZM212 139V140H211ZM243 139V140H242ZM263 139V140H262ZM185 140H183L184 142H185ZM213 140H214V142H213ZM253 140V139H252ZM262 140V141H261ZM174 141H176V142H174ZM182 141V142H183ZM205 141V142H204ZM211 141H212V143H211ZM5 142V143H4ZM38 142H40V141H38ZM199 142V143H198ZM207 142V144L205 145V143ZM208 142L209 143H211L212 144V146H211V144H210V146L211 147H209V146H207L208 145ZM228 142H230L229 144H228ZM233 142V143H232ZM14 143V144H13ZM178 143H180V142H178ZM197 143V144H196ZM204 143V144H203ZM213 143H215V145H216V143H218L217 144V146L214 148L213 146ZM3 144V145H2ZM16 144V145H15ZM27 144V145H26ZM166 144V143H165ZM181 144V143H180ZM179 144V145H180ZM183 144H185V143H183ZM224 144V145H223ZM250 144H248L249 146H250ZM261 144V143H260ZM7 145H9V146H7ZM10 145H11V147H13L14 149H10ZM13 145H15V146H13ZM163 145V144H162ZM174 145V144H173ZM179 145L177 146V145H174V146H177L176 148H175V150L177 149V148H179ZM188 145V144H187ZM218 145H220L219 147H218ZM3 146H5V147H3ZM17 146H19V147H17ZM26 146V147H25ZM168 146V145H167ZM167 146H164V147H162V148H166L167 149ZM199 146V147H198ZM264 146V145H263ZM262 146V147H263ZM7 147V148H6ZM15 147H17L16 149H17V151H16V149H15ZM183 147V146H182ZM186 147V146H185ZM190 147V145L187 147V148H189ZM213 147V148H212ZM255 146H253L252 148H254ZM4 150H6V151H4ZM22 148V149H21ZM169 148H171V147H169ZM186 148V149H187ZM197 148V149H196ZM160 149L161 148H159V150L157 151V152H159V153H157V155L159 154L160 156L162 155L163 156V152H165V150L163 151V149L161 150V152H160ZM180 149V148H179ZM183 149V148H182ZM247 151H246V150ZM261 148L259 147V149H257V150H260ZM13 150V151H12ZM14 150H15V152H14ZM169 150V149H168ZM168 150L164 153V154H166L167 152H168ZM163 151V152H162ZM177 151H179V150H176V152ZM2 152V153H1ZM181 152H183V150H181ZM264 147L262 148V151H261V153H260V151L259 152H257V157H262L261 155H263L264 153ZM13 153V154H12ZM15 153V154H14ZM260 155H259V154ZM10 156H9V155ZM12 154V155H11ZM193 154V155H194ZM238 154V153H237ZM240 154V153H239ZM242 154H243V152H242ZM14 155V156H13ZM17 155V154H16ZM158 155V156H159ZM259 155V156H258ZM1 156H2V158H1ZM4 156V157H3ZM6 156V157H5ZM8 156V157H7ZM23 158H22V157ZM166 156V155H165ZM179 156H181V155H179ZM158 158V157H157ZM232 158V159H233ZM237 158H238V155H237ZM17 159V160H16ZM161 159V158H160ZM162 159H163V157H162ZM161 159V160H162ZM203 159H204V163H205V165H204V163H203ZM221 159H222V161L224 162V160L226 159L227 160V162H228V164H229V166L231 165V168H229V166L228 165H226L225 163H223L222 164V161H221ZM161 160H158L159 161V164L161 165V163H160V161ZM234 160H236L235 158L233 159V162H234ZM1 161V160H0ZM178 161L177 162H175V163H178ZM221 161V163H219ZM162 162V161H161ZM193 162H192V164H193ZM197 162H199V163H201V164H199V163H197ZM232 162V161H231ZM192 164H190V165H192ZM160 165H158V166H160ZM189 165V166H190ZM195 165L193 164L192 165V167L190 166L189 168L191 169V168H193V167H195ZM166 166V165H165ZM206 168H205V167ZM162 167V166H161ZM161 167H158V168H161ZM169 167V166H168ZM168 167H166V168H164V164H163V167L162 168H164V169H166V171H165V173L167 174V168ZM171 167H173V169L171 168ZM190 169H189V171L188 172H190ZM195 169V168H194ZM203 169H204V171H203ZM209 171H208V170ZM170 170V171H171ZM178 170H180L181 172H179ZM183 171H184V168L182 169ZM192 171H193V169H191ZM200 170H202L201 172H200ZM206 171V172H205ZM240 171V172H239ZM169 172V171H168ZM177 172H179V174L177 173ZM243 172V173H242ZM169 173H172V172H169ZM191 173V172H190ZM257 173H258V169L256 168L255 169V171H254V173L253 174H256L257 175ZM145 174V173H144ZM147 174V173H146ZM186 174V173H185ZM194 174H192V175H190V176H194ZM62 175V174H61ZM173 175V176H172ZM175 175H178L177 177L175 176ZM187 176H185V178L187 179V180H189V179H191V180H196L195 178H191V177H189L188 176V173L186 174ZM184 175H182V177H183ZM255 176V175H254ZM174 177H176L175 179H174ZM187 177H189V178H187ZM205 177V178H204ZM148 178V179H147ZM199 178V177H198ZM207 178L209 179V181L211 182V180H212V182L210 183V184H203V182L205 181V182H208L209 183V181L207 180ZM172 179H174V180H172ZM211 179V180H210ZM182 182H181V181ZM186 180V181H187ZM191 180H189V181H191ZM202 180V181H201ZM143 181V180H142ZM157 182V184H156V182ZM162 183H160V182ZM201 181V182H200ZM204 182V183H205ZM168 183H171L170 185L167 184ZM183 183V184H182ZM158 184L160 185V186H158ZM166 184V185H165ZM184 185L186 186V187H184ZM60 186V185H59ZM59 186H57V187H59ZM164 186V188H161V187H163ZM183 186V187H182ZM189 186H191V187H189ZM200 186V185H199ZM54 187H55V185H54ZM197 187V186H196ZM60 188V187H59ZM192 188V189H191ZM206 188H208V187H205V189ZM139 189V188H138ZM136 190V195L133 197V198H135V199H133V201H134V203L136 202V199H137V197L138 198H140L139 200H141V202L137 199V202L135 203V204H139V206H140V203H143L141 206H140V208L139 209H141V208H144V210L146 209L145 208V205L146 204H148V205H146V206H149L150 208L152 207V208H156L155 207V204H156V201H155V199H153V198H151L150 199V197H146L144 194H145V191H144V189L143 188H141L140 187V191L139 190ZM170 189H168L167 191L170 193L171 191H170ZM176 189H178V191L180 192H176ZM201 189H202V187H201ZM165 190H163V192L165 193V195H168V192H167V194H166V191ZM182 190H184V191H186L187 192V194H186V192H183ZM192 190V191H191ZM203 191H204V189H202ZM207 190V189H206ZM139 193H138V192ZM141 192V193H140ZM162 191H160V192H158L159 194H162L161 193ZM183 192V193H182ZM163 193V194H164ZM218 193H219V195H218ZM81 194V193H80ZM135 194V193H134ZM141 194L143 195L142 197H141ZM180 194V195H179ZM191 194V195H190ZM82 195V194H81ZM81 195H79L78 193H77V196H81ZM138 195V196H137ZM179 195V196H178ZM248 195V196H247ZM250 195H252V196H250ZM183 196V197H182ZM254 196H256V197H254ZM260 196H261V198H260ZM145 197V198H144ZM162 197L163 198H165V199H167L168 198V196H163L162 195ZM249 197H250V199H249ZM148 198V199H147ZM184 198V199H183ZM253 198V199H252ZM260 198V199H259ZM186 199V200H185ZM245 199L247 200V199H249V200H247V202L245 201ZM233 200H238V201H236V202H238L237 203V205H238V207L239 208H237V209H235V211H229L228 210V204H231L232 203V201ZM263 200V201H262ZM150 201H152V202H150ZM164 201V200H163ZM162 201V202H163ZM210 201V202H209ZM241 201H242V204H241ZM140 202V203H139ZM151 204H150V203ZM180 202V203H179ZM189 202V203H188ZM235 202V201H234ZM235 202V203H236ZM244 202V203H243ZM246 202V203H245ZM167 203H168V201L167 200H165L164 201V205H163V203L161 204V209H162V211L166 208V206L165 205H167ZM260 203H263V204H260ZM145 204V205H144ZM180 204V205H179ZM188 204V206H186ZM154 205V206H153ZM163 205V206H162ZM243 205V206H242ZM124 206V205H123ZM138 206V207H139ZM144 206V207H143ZM164 206H165V208H164ZM249 206H251L249 209L250 210H247L248 208L247 207H249ZM75 208V207H74ZM102 208H103V206H102ZM101 208V209H102ZM110 208H112L111 206H110V204H109V206L108 205H104V208H103V211L101 212V213H103L104 211V213H103V215H102V217H104L105 215H106V213H107V215H106V217H104V218H107V217H110L109 215H110V211L111 210H109ZM150 208H147V209H149V210H151ZM107 209V210H106ZM176 209V210H175ZM177 209H179L178 211H177ZM189 209V210H188ZM258 209V210H257ZM109 210V211H108ZM152 210H154V209H152ZM180 210H182L183 212H181ZM187 210H188V212H187ZM203 210V209H202ZM98 211H100V208H99V210ZM106 211H108V212H106ZM246 211H248L247 213H246ZM252 211V212H251ZM257 211H259V212H257ZM179 212H181V213H179ZM260 212H262V213H260ZM97 213H99V212H97ZM178 213V214H177ZM182 213H184V214H182ZM233 213V214H232ZM257 213H259L258 214V216H257ZM44 214V213H43ZM48 215H49V213H47ZM100 214V213H99ZM105 214V215H104ZM109 214V215H108ZM179 214H180V216H179ZM181 214L183 215V216H181ZM48 215H47V217H48ZM186 215V216H185ZM247 215V216H246ZM249 215V216H248ZM43 216H45V215H42L41 217H43ZM88 216V219L90 218V216L89 215H87ZM98 217L97 216V214L95 213V215L93 214V216L91 215V217H94V219L95 220H93V223L97 220L96 219V217ZM234 216H236V217H234ZM238 216V217H237ZM241 216V217H240ZM244 216V217H243ZM259 216H260V218H259ZM262 216V217H261ZM46 216H45V218H47ZM100 217H101V215H100ZM101 217V218H102ZM251 217V218H250ZM257 217V218H256ZM236 218H240L239 220L242 222V224L240 223V221L239 222H236L235 221V219ZM243 218H245L246 220L244 221V219ZM250 220H249V219ZM259 218V219H258ZM100 219V218H99ZM103 219V218H102ZM101 219V221L98 223H96V224H98V225H96L95 223V225L98 227L99 225V229H101V230H109V229H107V227L108 228H110V227H115V229H113V228H111L110 230H114V232H113V230L112 231H110L109 230V232L108 233H110V235H111V237H113L112 235H114V234H112V233H116L117 231H115V230H120L121 231V229L122 228H124V224H123V219H117V220H115L114 219V217L113 216H111L110 217V219H104V222H103V220ZM111 219H113L112 221H111ZM137 219V218H136ZM248 219V220H247ZM91 220V219H90ZM91 220V221H92ZM135 220V219H134ZM182 220V221H181ZM234 220V221H233ZM85 221H86V219H85ZM98 221V220H97ZM118 221V222H117ZM87 222V221H86ZM85 222V223H86ZM110 222H112L110 225H108ZM89 223H90V225L92 226V225H94V224H92V222H90L89 221ZM103 223V225H101ZM113 223L116 225H113ZM231 223V224H230ZM237 223H240L239 225L237 224ZM104 224H106V225H104ZM118 224V225H117ZM119 224H120V228H118L117 229V227H119ZM48 225V224H47ZM51 225V224H50ZM49 225V226H50ZM122 225V226H121ZM195 225V226H194ZM237 225V226H236ZM48 226V227H49ZM86 226V225H85ZM105 226V227H104ZM110 226V227H109ZM87 227V226H86ZM14 228V227H13ZM46 228H47V226H46ZM50 229H51V227H49ZM49 228H48V230L47 231H49ZM16 229L17 228H15V231H16ZM235 229V230H234ZM237 229H238V231H237ZM249 229V230H248ZM251 229V230H250ZM252 229H255L256 231H258V234L257 233H255L256 231L255 230H253L254 231V233L255 234H253V232H252ZM52 230H53V228H52ZM12 231H14V229H12ZM11 231V232H12ZM43 231H46L45 229H43ZM42 231V232H43ZM46 231V232H47ZM206 231H208V232H206ZM209 231H210V233H209ZM249 231H251L252 232V234H253V236L254 237H252L253 238V240H255V238H261V237H263V238H261V239H256V240H258V243H256L255 241H253V242H255L254 244H252V246H250V249L248 250V247L246 246L247 244H248V242H249V240L251 239V237H250V235H248L249 233ZM50 232V231H49ZM112 232V233H111ZM123 231H121V233H122ZM207 233V235H206V233ZM237 232V233H236ZM45 233V232H44ZM44 233H42L44 236H45V234ZM201 233H203V234H201ZM205 233V234H204ZM236 233V234H235ZM48 234V233H47ZM247 234V235H246ZM42 235V236H43ZM105 235V233H103V236ZM110 235L108 234V237H110ZM209 235V237H211V238H209V239H207L206 238V236H208ZM235 235V236H234ZM259 235V236H258ZM41 235H39V237H42ZM91 236V234L89 235V237ZM93 236V235H92ZM116 236H118L117 234H116ZM250 237V239L249 240H247L249 237ZM38 237V238H39ZM247 237V238H246ZM229 238V239H228ZM97 239V238H96ZM104 237L102 238V239H97L98 240V242H100L101 243V241H102V244H101V246L104 244L103 242H104ZM212 239V240H211ZM235 239V240H234ZM239 240L238 242H236V240ZM89 240H91V239H89ZM93 240H95V236L93 237ZM96 241V240H95ZM95 241H94V243H95ZM205 241V242H204ZM207 241V242H206ZM241 241V242H240ZM11 242H12V240H11ZM10 241H8L7 243H8V245L7 246H10V247H13L14 246V243H16V242H12L11 243ZM91 242V241H90ZM93 242V241H92ZM97 242V244H99L100 245V243H98ZM6 243V244H7ZM17 243H19V242H17ZM93 243V244H94ZM203 243H205V244H203ZM206 243H208V244H206ZM231 243V244H230ZM234 243V244H233ZM237 243V244H236ZM92 244V243H91ZM229 244V245H228ZM236 244V245H235ZM17 245H20L19 247H17ZM17 245H15L16 246V248H14V249H16V250H18V248H20V247H22L23 245H21V243H19V244H17ZM206 245V246H205ZM244 245V246H243ZM257 245V246H256ZM231 246H234V247H231ZM235 246L238 248V247H240V248H238V251L236 252V249L237 248H235ZM96 247V246H95ZM164 247H167L166 245H164ZM203 247H205V248H203ZM206 247H207V249H206ZM209 247V248H208ZM210 247H211V249H210ZM230 247V248H229ZM9 248V247H8ZM12 248V250H14ZM204 250H203V249ZM214 248V249H213ZM226 248V250H224ZM243 248H244V250H243ZM246 248V249H245ZM41 249V248H40ZM40 249H38V250H40ZM209 249V251H207L206 253H205V251L206 250H208ZM234 249H235V252H234ZM240 249V250H239ZM37 250V251H38ZM41 250H43V249H41ZM224 250V251H223ZM243 250V252H240V251H242ZM245 250H247V251H245ZM46 251V250H45ZM202 251V252H201ZM41 252V251H40ZM121 252V251H120ZM208 252H210V253H208ZM222 252H226L225 254L224 253H222ZM230 252H232V253H230ZM239 252V253H238ZM42 253L44 254L45 252H43L42 251ZM186 253V254H185ZM205 253V254H204ZM222 253V254H221ZM236 253H238L237 255H236ZM240 253H242V254H240ZM158 254V255H157ZM181 254H184V255H186V256H180ZM209 254V255H212V258H210L209 259V257H211V256H209L208 255V257H207V255ZM223 254H224V256H223ZM231 254V255H230ZM245 254V255H244ZM260 254V253H259ZM74 256V258L75 259H73V256ZM76 255H77V253L74 251L73 252V254H70V256H72V259H71V257L69 258L70 260H72L71 261V263H73L74 264V262L73 261H75L76 260ZM188 255V256H187ZM227 255V256H226ZM230 255V256H229ZM233 255V256H232ZM239 255V256H238ZM78 256V255H77ZM89 256H90V254H89ZM88 256V257H89ZM178 256H180L179 258V260H178ZM208 258V260H206L207 258ZM215 256L217 257V258H215ZM181 257H183V261H181ZM187 257H188V259H187ZM229 257V258H228ZM177 258V259H176ZM227 258V259H226ZM232 258V259H231ZM234 258V259H233ZM238 260H237V259ZM258 258H260V259H262V258H264V256L262 257V256H258ZM257 258V259H258ZM186 259H187V261H186ZM122 262H121V261ZM224 260H225V262H224ZM236 260V261H235ZM169 261V263L168 264H171V262ZM227 261V262H226ZM209 262V263H208ZM221 261L220 262H217L216 261V264H221L222 263ZM47 264V263H46ZM49 264V263H48ZM52 264V263H51ZM54 264V263H53ZM215 264V263H214Z\"/></svg>",
    "mask_w": 264,
    "mask_h": 264
}]
</instances>
